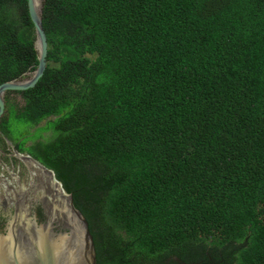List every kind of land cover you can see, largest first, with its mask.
Instances as JSON below:
<instances>
[{"label": "trees", "instance_id": "trees-1", "mask_svg": "<svg viewBox=\"0 0 264 264\" xmlns=\"http://www.w3.org/2000/svg\"><path fill=\"white\" fill-rule=\"evenodd\" d=\"M43 1L47 70L0 136L72 195L96 264H264V0ZM33 34L0 0V85Z\"/></svg>", "mask_w": 264, "mask_h": 264}, {"label": "water", "instance_id": "water-1", "mask_svg": "<svg viewBox=\"0 0 264 264\" xmlns=\"http://www.w3.org/2000/svg\"><path fill=\"white\" fill-rule=\"evenodd\" d=\"M36 2L38 15L27 0L37 67L30 78L0 85V117L12 93L34 88L47 70L41 25L47 7L43 0ZM5 141L9 149L6 165L0 164V264H96L88 224L72 195L52 170Z\"/></svg>", "mask_w": 264, "mask_h": 264}, {"label": "rangeland", "instance_id": "rangeland-1", "mask_svg": "<svg viewBox=\"0 0 264 264\" xmlns=\"http://www.w3.org/2000/svg\"><path fill=\"white\" fill-rule=\"evenodd\" d=\"M30 77H31V73H28L25 75L24 78H30ZM8 149H9V145L6 143L5 139L2 136H0V164L1 165H6Z\"/></svg>", "mask_w": 264, "mask_h": 264}, {"label": "bare ground", "instance_id": "bare-ground-1", "mask_svg": "<svg viewBox=\"0 0 264 264\" xmlns=\"http://www.w3.org/2000/svg\"><path fill=\"white\" fill-rule=\"evenodd\" d=\"M32 7H33V10H34L35 14L38 15L39 7L37 5L36 0H32Z\"/></svg>", "mask_w": 264, "mask_h": 264}, {"label": "flooded vegetation", "instance_id": "flooded-vegetation-1", "mask_svg": "<svg viewBox=\"0 0 264 264\" xmlns=\"http://www.w3.org/2000/svg\"><path fill=\"white\" fill-rule=\"evenodd\" d=\"M4 138V137H3ZM5 139V138H4ZM6 140V139H5ZM12 145V144H11ZM14 148V147H13ZM22 154V153H21Z\"/></svg>", "mask_w": 264, "mask_h": 264}]
</instances>
